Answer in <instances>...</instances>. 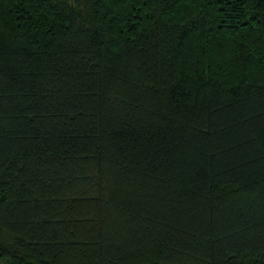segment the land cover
<instances>
[{
	"label": "trees",
	"instance_id": "1",
	"mask_svg": "<svg viewBox=\"0 0 264 264\" xmlns=\"http://www.w3.org/2000/svg\"><path fill=\"white\" fill-rule=\"evenodd\" d=\"M0 264H264V0H0Z\"/></svg>",
	"mask_w": 264,
	"mask_h": 264
}]
</instances>
